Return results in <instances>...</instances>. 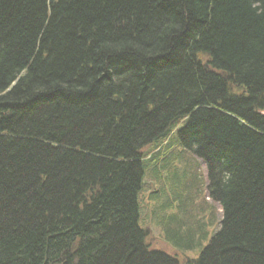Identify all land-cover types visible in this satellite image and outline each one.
Here are the masks:
<instances>
[{
  "label": "trees",
  "instance_id": "1",
  "mask_svg": "<svg viewBox=\"0 0 264 264\" xmlns=\"http://www.w3.org/2000/svg\"><path fill=\"white\" fill-rule=\"evenodd\" d=\"M174 132L222 209L185 261L141 220ZM0 264H264V0H0Z\"/></svg>",
  "mask_w": 264,
  "mask_h": 264
},
{
  "label": "rangeland",
  "instance_id": "2",
  "mask_svg": "<svg viewBox=\"0 0 264 264\" xmlns=\"http://www.w3.org/2000/svg\"><path fill=\"white\" fill-rule=\"evenodd\" d=\"M166 146L169 147L166 154L169 156L167 159H171V162L164 159L166 156L164 155L163 158H161V161L160 159L155 161L159 163V167H156L155 170H149V175H147L148 177L145 180L147 186L141 202V220L142 225L148 227L152 233L151 245L153 248L166 251L172 255H181L183 256L181 260L185 261L186 257L191 259L198 255L201 249L209 243L215 232L220 228L222 209L219 204L215 202L213 203L207 196V172L205 166L198 161L196 157L187 153V151L180 146L175 132L171 134L170 143L165 145V147ZM163 147L164 145L158 149H146L151 153L149 158L151 159L156 153H163ZM154 159H158V157L155 156ZM182 159H187L188 162L182 166L187 165L189 173H185L184 169L181 170L180 165H176V167L179 168L177 171L181 172V174H188L190 182L192 183L195 182L198 176L199 182L197 188L195 186L189 187L188 189H191V192L183 193L185 203L183 204V208H180V204H177L176 202L178 201V196L180 197L181 192H178L175 188L179 178L176 177L175 169L172 166H169V163L175 166L176 163H172V161H178L181 163ZM153 165H155L154 162ZM166 172L168 174H166ZM159 173H165L164 175L167 179V185L170 191V193L167 192V194L168 196L170 195L169 197L172 202L171 207L165 206L166 201L163 199L159 200L160 203L158 202V209L155 204V188L159 185L156 177ZM171 216L174 218L173 222L168 219ZM178 228H181L182 232H184L182 235L194 241L193 246L195 249H182V251L180 249L176 250L173 248L172 244L169 243L171 240H166V231H171L176 234L179 233Z\"/></svg>",
  "mask_w": 264,
  "mask_h": 264
}]
</instances>
